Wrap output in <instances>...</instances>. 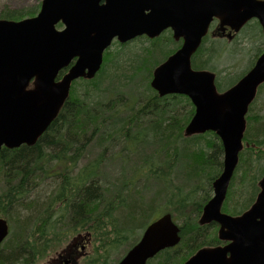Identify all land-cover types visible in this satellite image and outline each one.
I'll use <instances>...</instances> for the list:
<instances>
[{"label": "trees", "instance_id": "trees-1", "mask_svg": "<svg viewBox=\"0 0 264 264\" xmlns=\"http://www.w3.org/2000/svg\"><path fill=\"white\" fill-rule=\"evenodd\" d=\"M36 12L5 10L0 19L20 21ZM161 37L165 40L155 39L153 46L163 45L169 56L175 43L169 34ZM201 49L192 57L191 67L211 71L207 61L200 60ZM107 55L94 79L72 84L57 117L34 146L0 151V218L8 222L10 232L17 227L0 246V264H33L42 250L30 252V244L21 243L20 237L34 235L63 211L66 219H88L96 236H105L104 253L96 252L90 264H115L118 260L108 263L111 251L124 245L123 236L127 242L135 229L150 223L159 200L164 213L181 221L180 243L147 264H183L203 239L205 243L212 239L205 238L197 220L212 182L221 173L219 139L213 133L184 138L194 111L190 101L184 96L159 98L150 88L153 69L167 57L150 68L145 52L134 53L127 59V75L120 76L113 73L120 58L113 61ZM185 107L189 109L180 112ZM261 109L264 105L252 107L246 115L244 147L222 205L223 212L231 215L241 214L254 201L257 181L264 175ZM162 176L163 182L158 180ZM47 180L51 183L46 185ZM157 184L164 186L163 196L156 192L149 202L140 198L135 202L134 192L143 193ZM105 221L122 232L106 238L100 232Z\"/></svg>", "mask_w": 264, "mask_h": 264}, {"label": "water", "instance_id": "water-1", "mask_svg": "<svg viewBox=\"0 0 264 264\" xmlns=\"http://www.w3.org/2000/svg\"><path fill=\"white\" fill-rule=\"evenodd\" d=\"M213 19L235 32L255 19L264 33V1L42 0L33 18L0 19V151L34 146L68 99L71 84L92 80L99 72L113 40L153 39L170 30L182 44L153 70L149 85L159 98L180 95L190 100L194 113L185 137L210 132L220 140L222 172L211 184L213 196L198 224L217 223L218 239L229 242L224 248L200 249L184 264H264V176L248 211L238 217L221 213L243 149L245 115L264 83V52L237 84L218 94L215 76L193 70L190 63ZM6 236V221L0 219V244ZM179 241V228L169 214L163 215L147 226L118 264H146Z\"/></svg>", "mask_w": 264, "mask_h": 264}, {"label": "rangeland", "instance_id": "rangeland-1", "mask_svg": "<svg viewBox=\"0 0 264 264\" xmlns=\"http://www.w3.org/2000/svg\"><path fill=\"white\" fill-rule=\"evenodd\" d=\"M42 0H0V14L5 11V10H9V11H21L22 13H26L27 11L32 12L34 10H37L36 14L39 11V6L41 4ZM57 29H61V27H57ZM259 28L258 25L256 23H251L249 25H247L246 27L243 28V30L240 33V41L237 44L238 46H235V48H240V51L238 52H234L232 49V46H228L225 44V42L221 41V40H212L209 37L206 38V41L203 42L202 45V49H201V61H207V64L209 66V68H211L212 71H210L209 69H207L208 71L214 73L217 77V81L219 83V85H221L222 87H225L226 85H231L233 83H235L236 81H238L253 65L257 54L261 52V50L263 49V47L260 46V36H259ZM164 38V37H163ZM246 38V39H245ZM157 39H161V41H164L165 39H162V37L160 36ZM179 48V44L175 43L174 46H171L169 50H173V52H175L177 49ZM167 50V51H166ZM107 58L112 57V60H118V57L120 58L118 60V66L113 70V73H116L120 76H122V74L127 75V69L129 66V61L127 59H130L131 56L134 55V53H146V60H145V64L148 67H154L156 63L161 62L164 57H168V49L165 48L163 45L158 44L155 47L153 46V40H149L146 39L144 37H140L137 38L127 44H123V45H119L118 43H112L111 46L109 47V49H107ZM208 52V54H207ZM105 54V53H104ZM171 55V54H170ZM209 55L210 59L208 56ZM104 56V55H103ZM144 73L146 74L145 70ZM139 82V87L143 86V82L142 81H138ZM121 85V84H119ZM125 85V84H124ZM122 85V87L124 86ZM223 87V88H224ZM255 104H254V109L257 107H261L264 105V89L262 90V92L259 94V96L257 97V99H255ZM189 108L185 107L184 109L180 110V112H185L186 110H188ZM260 109V108H258ZM262 113L264 112V109L260 110ZM165 170V169H164ZM219 175V174H218ZM165 177L162 176L160 177V181H164ZM260 179V178H259ZM51 182H49V180H47L44 184H49ZM158 186H150L151 189H146V191H143V193H133L132 197L135 195V202L138 201V199L140 198V200H145L147 202H149L151 196H154L156 192H159L161 194V196H163V189L164 186L163 185H159ZM185 192L187 190H184ZM213 193H212V189L210 188L208 194H207V201L212 197ZM159 196V195H158ZM160 196V197H161ZM197 197L200 196V193L198 195H196ZM45 198L41 199L44 201ZM159 198L157 197V200ZM133 201V200H132ZM206 201V202H207ZM157 207H155V214H152L151 218H150V222L157 219L158 217H160L161 215H163L164 213V208L161 205L162 201L160 202L157 201ZM145 208V207H144ZM167 213V212H166ZM230 214V213H227ZM58 219H60V217H58ZM175 223L177 225L181 224L180 220H176V218L174 219ZM115 224V223H114ZM113 222L111 224H109L107 221H105L104 225H100V232L103 235H106V238L110 237V239H114V234L116 233H120V229L119 227H115ZM145 225V224H143ZM146 227V226H145ZM143 229H135V231H130V233H132V236L129 237L127 242H124L125 237L120 239V242L122 241V243L124 245H121L119 247H117L116 249L112 250L110 253V261L108 263L111 262H116L117 260H119L124 253L132 246L133 242L138 241V239L140 238V236L143 233ZM14 228H17L14 225ZM14 228L12 227V232H10V234L12 233L13 235V230ZM115 228V229H114ZM122 232V231H121ZM15 233V232H14ZM117 235V234H116ZM24 237V236H23ZM105 236L101 237H97V239L95 240L94 244V251L91 254V260H93L96 257V252L98 253V255H102L104 253L103 248L101 246V241ZM12 238V236H11ZM65 242V241H64ZM103 242V241H102ZM64 244V243H63ZM134 244V243H133ZM55 252V250L53 252H49L48 254H46V256H40L39 259L37 260L36 264H47V261L50 259V257L52 256L51 254H53ZM112 259V260H111Z\"/></svg>", "mask_w": 264, "mask_h": 264}, {"label": "flooded vegetation", "instance_id": "flooded-vegetation-1", "mask_svg": "<svg viewBox=\"0 0 264 264\" xmlns=\"http://www.w3.org/2000/svg\"><path fill=\"white\" fill-rule=\"evenodd\" d=\"M260 1H264V0H260ZM251 23H256L258 25L259 28L258 33L261 39L260 46L263 47L261 52L257 54V57L254 61L255 64L257 58L264 52V33L262 27L255 20L248 22L244 27H246ZM243 28L238 32H235L234 30H231L227 26L220 27V23L217 20H213L209 26L208 33L205 38L209 37L212 40H221L225 42L226 45L232 46L234 52L237 51L239 52L240 48L237 49L235 48V46H238L237 44L241 40L240 33L243 30ZM254 64L245 74H247L253 68ZM237 82L238 81L233 83L227 89L234 86ZM218 84H219L218 81L215 80V86L218 93H223L225 92V90H227L223 88L224 86L223 87L221 86L219 88ZM263 89H264V84L258 87L255 99H257V97L259 96V94L262 92ZM254 101L248 107L247 113L252 107H254L253 106ZM258 193L259 190L257 194ZM254 201L248 206L246 210H244V212L247 211L252 206ZM221 213L231 217H237L242 214L241 213L239 215H231L223 212L222 209H221ZM200 215L198 217V220L200 218ZM58 217L61 218L43 223L44 227L42 228V230H38L36 231V233L34 231V235H31L32 232H30L29 236L24 235V237L23 236L20 237L21 243L28 242L30 244V248L29 249L26 248L30 252L36 253L38 249L42 250L41 253H38L39 255H36V257H34L35 262L33 264H36L40 256L44 257L46 256V254H48L49 252H53L54 250L55 252L51 254L52 256L47 261V264H90L91 261L90 256L95 249L93 243H95V240L97 239L95 230L91 228L92 223L88 219H84V218L78 221H75L73 219H66L64 215V211L61 212L60 215H58ZM198 220H197V225L200 229L202 230L204 229L205 238L208 236L212 237V239L208 240V242L206 241V243L203 239L201 242L202 246H200L199 249L224 248L229 244V242L221 241L218 239L219 225L217 223L211 222L210 224L200 226L198 224ZM202 230L200 231V233L202 232ZM204 243L205 245H203Z\"/></svg>", "mask_w": 264, "mask_h": 264}, {"label": "bare ground", "instance_id": "bare-ground-1", "mask_svg": "<svg viewBox=\"0 0 264 264\" xmlns=\"http://www.w3.org/2000/svg\"><path fill=\"white\" fill-rule=\"evenodd\" d=\"M253 64H254V63H253ZM254 65H255V64H254ZM245 122H246V121H245ZM245 130H246V128H245ZM244 132H245V131H244ZM191 137H193V136H190V137H185V136H184V138H191ZM237 165H238V163H237ZM237 165H236V167H237ZM236 167H235V169H236ZM234 171H235V170H234ZM221 172H222V169H221ZM217 177H218V176H217ZM217 177H216V178H217ZM216 178H215V179H216ZM226 195H227V194H226ZM225 199H226V197H225ZM224 201H225V200H224ZM223 203H224V202H223Z\"/></svg>", "mask_w": 264, "mask_h": 264}]
</instances>
